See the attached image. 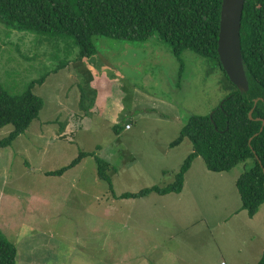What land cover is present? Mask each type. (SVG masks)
Segmentation results:
<instances>
[{"label":"rangeland","instance_id":"374dc122","mask_svg":"<svg viewBox=\"0 0 264 264\" xmlns=\"http://www.w3.org/2000/svg\"><path fill=\"white\" fill-rule=\"evenodd\" d=\"M94 42L97 52L80 58L70 37L0 22V84L18 94L41 80L32 91L43 100L27 129L0 148V229L17 247L16 264L256 263L264 202L251 219L236 208V179L252 158L215 172L197 156L181 193L115 196L172 182L193 147L187 138L170 142L191 114H212L234 89L217 59L186 48L180 61L157 31ZM12 129L0 128V138ZM80 152L108 163L113 191L95 155L47 174Z\"/></svg>","mask_w":264,"mask_h":264},{"label":"trees","instance_id":"16d2710c","mask_svg":"<svg viewBox=\"0 0 264 264\" xmlns=\"http://www.w3.org/2000/svg\"><path fill=\"white\" fill-rule=\"evenodd\" d=\"M221 5L222 0H0V22L17 30L70 37L79 48L80 58L97 52V36L141 41L157 31L180 61L183 50L190 48L203 57L217 59L220 65L217 47ZM240 38L247 90L233 85L211 116L188 117L170 146L187 138L193 150L171 183L125 192L115 195L117 198L179 193L184 175L197 156L215 172L228 171L252 158V165L236 179V187L241 208L249 216L257 213L264 202V0H245ZM37 81L41 80L32 81L18 94L9 93L0 84V128L13 126L0 138V148L9 146L38 116L43 100L32 91ZM120 129L121 125L114 126L115 132ZM86 155L95 153L80 152L70 163L47 174L61 175ZM95 161L98 176L113 191L106 172L108 163L96 155ZM16 257L17 247L0 229V264H16ZM256 264H264V255Z\"/></svg>","mask_w":264,"mask_h":264},{"label":"water","instance_id":"95a60500","mask_svg":"<svg viewBox=\"0 0 264 264\" xmlns=\"http://www.w3.org/2000/svg\"><path fill=\"white\" fill-rule=\"evenodd\" d=\"M244 4L245 0H222L217 47L222 69L241 91L248 88L240 38Z\"/></svg>","mask_w":264,"mask_h":264},{"label":"crops","instance_id":"0c3cea01","mask_svg":"<svg viewBox=\"0 0 264 264\" xmlns=\"http://www.w3.org/2000/svg\"><path fill=\"white\" fill-rule=\"evenodd\" d=\"M191 165H192V164H191ZM190 168H191V167H190ZM190 168H189V169H190ZM189 169L187 170V173L189 172ZM223 172H224V171H223ZM186 175H188V174H186ZM182 189H183V188H182ZM181 191H182V190H181ZM181 191H180L179 193H181ZM240 201H241V199H240ZM240 206H241V204H240ZM236 208H237V209H241V207H239V208L236 207ZM236 208L233 209V210H231V214L234 213L235 210H237ZM245 211H246V210H245ZM246 212H247V211H246ZM257 212H258V211H257ZM254 216H255V215H253V216H249V215H248V217H250V219L253 218ZM262 246H264V242H263V245H262ZM262 248H263V249H262ZM262 248H260L259 251L257 250V253H258V254H260V253L264 250V247H262ZM260 258H261V254L258 255V257H257V259H256V260H257L256 263L259 261ZM222 263L226 264V262H224V261H221L220 264H222ZM256 263H253V264H256ZM235 264H249V263H246V261H244V260H237V261L235 262Z\"/></svg>","mask_w":264,"mask_h":264},{"label":"built area","instance_id":"2783aa9c","mask_svg":"<svg viewBox=\"0 0 264 264\" xmlns=\"http://www.w3.org/2000/svg\"><path fill=\"white\" fill-rule=\"evenodd\" d=\"M130 127V125L129 124H126V128H129Z\"/></svg>","mask_w":264,"mask_h":264}]
</instances>
